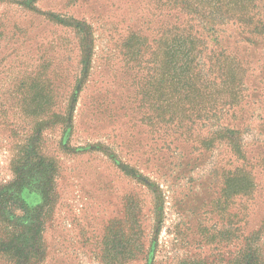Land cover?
<instances>
[{"label":"rangeland","instance_id":"obj_1","mask_svg":"<svg viewBox=\"0 0 264 264\" xmlns=\"http://www.w3.org/2000/svg\"><path fill=\"white\" fill-rule=\"evenodd\" d=\"M241 1L206 34L251 74L224 134L152 107L122 48L165 22L145 0H0V264H264V0Z\"/></svg>","mask_w":264,"mask_h":264},{"label":"trees","instance_id":"obj_2","mask_svg":"<svg viewBox=\"0 0 264 264\" xmlns=\"http://www.w3.org/2000/svg\"><path fill=\"white\" fill-rule=\"evenodd\" d=\"M145 1L161 13L165 22L150 24L151 34L147 36L131 33L122 48L134 66H151L145 95L156 101L152 107H157L155 111H161L176 127L185 126V118H189L186 113H192L197 120L218 124V133L240 132L242 122L236 116L243 109L250 70L243 60L223 49L216 56L208 49L206 39L207 33L215 31L216 22L225 20L221 14L228 5L223 0ZM250 4V0L240 2L235 11L239 20L248 14ZM179 13L184 15L182 22ZM261 26L257 36L264 35V23ZM230 116L233 120H223Z\"/></svg>","mask_w":264,"mask_h":264}]
</instances>
